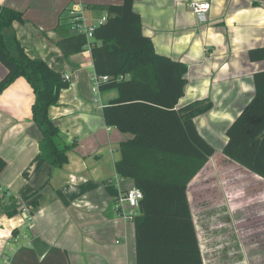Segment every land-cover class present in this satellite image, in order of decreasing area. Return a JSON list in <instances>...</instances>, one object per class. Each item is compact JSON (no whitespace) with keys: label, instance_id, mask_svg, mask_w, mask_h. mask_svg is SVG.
Returning a JSON list of instances; mask_svg holds the SVG:
<instances>
[{"label":"crops","instance_id":"0c3cea01","mask_svg":"<svg viewBox=\"0 0 264 264\" xmlns=\"http://www.w3.org/2000/svg\"><path fill=\"white\" fill-rule=\"evenodd\" d=\"M189 1L134 0L133 8L155 51L187 65L178 105L196 98L212 101V107L193 121L213 146V155L250 171L223 154L222 148L228 142L226 129L254 94L253 74L264 70V60L248 58L250 49L264 47V0H199L210 3L205 21L190 10ZM78 2L84 15L88 8L119 3L0 0L23 14L24 21H14L13 28L27 55L69 75V86L60 91L48 115L70 145L63 167L43 162L38 147L42 133L31 117L30 84L18 77L0 93V156L6 163L0 174V260L7 255L5 245L21 237L26 239L21 245L32 247L39 259L57 246L67 250L70 264H136L134 224L123 219L115 205L117 194L134 185L115 171L120 144L132 135L107 126L102 113L118 90L94 91L90 52L64 55L57 43L56 26L68 21L69 8ZM5 73L0 62V80ZM232 172L228 169L227 177ZM22 203L30 204V220L21 214ZM110 235L115 238L109 240Z\"/></svg>","mask_w":264,"mask_h":264},{"label":"trees","instance_id":"16d2710c","mask_svg":"<svg viewBox=\"0 0 264 264\" xmlns=\"http://www.w3.org/2000/svg\"><path fill=\"white\" fill-rule=\"evenodd\" d=\"M116 1L119 3L96 6L107 18L94 28L89 52L95 75L109 77L100 81L99 88L118 90V96L102 108L105 124L132 135L120 144L115 171L132 179L142 192L138 214L132 220L136 264H203L187 185L214 153L193 121L212 107V101L196 98L178 105L187 65L155 51L142 31L134 0ZM14 21H24L22 12L0 4V62L6 68L0 93L18 77L26 79L34 97L31 117L42 133L40 159L61 168L68 161L70 145L61 138L48 109L57 103L69 80L43 59L27 55L14 31ZM55 30L64 55L84 51L85 36L71 32L68 22ZM248 58L264 60V47L250 49ZM120 75L123 77L118 78ZM253 83L252 98L225 131L228 142L222 153L264 178V70L253 74ZM5 165L0 156V174ZM9 264L70 263L64 248L51 246L39 259L32 247L21 245Z\"/></svg>","mask_w":264,"mask_h":264},{"label":"rangeland","instance_id":"374dc122","mask_svg":"<svg viewBox=\"0 0 264 264\" xmlns=\"http://www.w3.org/2000/svg\"><path fill=\"white\" fill-rule=\"evenodd\" d=\"M91 14L101 17L106 12L85 10L89 22L96 24ZM228 169H233L230 177ZM252 174L212 155L188 183L187 197L203 264H264V181ZM114 238L110 235L108 239ZM25 241L20 237L5 245L7 255L0 264H8Z\"/></svg>","mask_w":264,"mask_h":264},{"label":"built area","instance_id":"2783aa9c","mask_svg":"<svg viewBox=\"0 0 264 264\" xmlns=\"http://www.w3.org/2000/svg\"><path fill=\"white\" fill-rule=\"evenodd\" d=\"M187 5L199 20L201 21L206 20V13L210 8L209 2L190 0L187 3ZM83 10H84V6L80 2L72 4L68 10V17H69L68 24L71 32H76L79 34H83L85 36L86 42L84 46V52L85 51L87 52L90 50L92 45L91 40L93 37L94 28L102 24L106 20L107 14L101 16L96 21V24H90L86 20ZM63 77L66 80H69L68 74H63ZM121 77H123V75H120L118 78ZM124 77H128V76L124 75ZM108 78L109 77L106 75H94L92 78L93 90L97 91L99 88L100 81H106L108 80ZM141 198H142V192L139 188L135 186H132L117 194L115 198V205H116V209L118 210L119 214L122 216L123 219L127 221H132L134 219V217L138 214L139 201ZM20 208H21V214L25 216L24 219L30 220V217L28 215V206L25 203H22ZM28 226L31 228L32 224L30 223L28 224ZM5 260L6 259H4V261Z\"/></svg>","mask_w":264,"mask_h":264}]
</instances>
